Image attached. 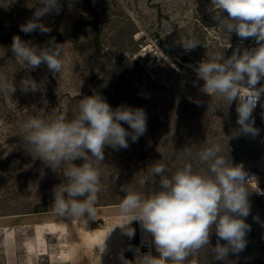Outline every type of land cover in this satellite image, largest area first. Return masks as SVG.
<instances>
[{"label": "rangeland", "instance_id": "rangeland-1", "mask_svg": "<svg viewBox=\"0 0 264 264\" xmlns=\"http://www.w3.org/2000/svg\"><path fill=\"white\" fill-rule=\"evenodd\" d=\"M60 4L59 14L41 18L50 32L26 34L20 26L33 17L37 0H0V73L15 88L0 91V264H85L83 259L89 260L86 264H123L121 253L135 261L146 254L136 252L137 221L129 225L135 230L130 238L117 226L125 217L107 219L120 215L122 186L158 190L160 178L151 181L152 164L163 163L170 171L189 162L195 167L196 153L211 143H219L233 165L242 163L248 175H256L248 185L250 214L245 220L250 231L246 248L229 253L226 261L214 260L213 231L211 247L189 257L186 264H264V95L252 114L259 134L244 135L237 124V101L228 104L203 93L204 81L194 71L209 54L224 49L228 58L237 47L241 52L257 47L255 40L223 31L211 0H60ZM221 15L228 17L226 11ZM14 36L41 48L54 38L64 44L66 67L55 75L46 64L35 70L23 68L11 51ZM186 38L201 44L186 52L180 44ZM228 42L232 47L227 48ZM29 77L42 86L40 90H21V81ZM262 84L264 80L257 87ZM93 94L101 95L113 109L143 108L147 131L136 142L129 137L127 149L105 146L99 165L98 214L85 226L53 210L52 189L66 182L67 165L53 172L32 155L18 124L32 116L49 119L61 113L72 119L79 101ZM73 163L79 166L83 160ZM142 181H147L144 188ZM56 220L68 223L61 243L52 225ZM91 228H100L102 235L89 242ZM36 233H41L40 242ZM64 247L71 248V255L64 257L69 262L59 263L53 253ZM150 252L158 255L155 245Z\"/></svg>", "mask_w": 264, "mask_h": 264}, {"label": "clouds", "instance_id": "clouds-1", "mask_svg": "<svg viewBox=\"0 0 264 264\" xmlns=\"http://www.w3.org/2000/svg\"><path fill=\"white\" fill-rule=\"evenodd\" d=\"M37 4L33 17L20 26L26 34L37 30L50 32L51 28L41 18L53 12L59 14L61 10L60 0H37ZM211 4L212 10L220 13L215 19L223 31L229 35L235 32L241 40L253 38L258 46L242 52L237 47L228 58L224 49L209 54L194 68L198 79L204 81L200 90L228 104L237 101L240 133L256 137L259 130L254 127L252 114L264 95V84L257 87L264 80V0H211ZM225 11L227 18L221 15ZM180 44L188 52L201 42L186 38ZM230 47L228 42L227 48ZM11 51L22 67L29 70L46 64L55 75L67 64L64 44L56 43L54 38L41 48L14 36ZM10 87L14 92L13 83L0 73V91ZM41 87L31 77L21 81L24 92H36ZM121 122L132 131L126 130ZM18 126L30 153L53 172H60L67 165L63 172L66 182L52 189L56 215L87 226L98 214V194L102 190L99 165L105 158V146L127 149L129 137L132 142L138 141L147 131V114L143 108L126 105L113 109L101 95L93 94L79 101L72 119L66 113L49 119L32 116ZM222 152L219 143H211L196 153L195 167L189 162L175 171L163 163L152 164L151 181L156 183L155 177L160 178L158 190L145 192L122 186L125 195L118 211L126 220L117 226L131 238L135 230L129 225L140 222L151 234L158 253L137 255L135 261L121 253L123 264H186L189 257H197L210 246L213 231L217 236L215 247L210 246L214 260L226 261L229 253L238 254L246 248L250 231L245 220L250 214L248 185L255 177H249L242 163L233 165ZM78 159L83 160L79 166L73 163ZM117 178L114 176V180ZM146 183L142 181L141 187ZM220 240L226 243L222 245ZM104 250L105 243L100 253Z\"/></svg>", "mask_w": 264, "mask_h": 264}, {"label": "built area", "instance_id": "built-area-1", "mask_svg": "<svg viewBox=\"0 0 264 264\" xmlns=\"http://www.w3.org/2000/svg\"><path fill=\"white\" fill-rule=\"evenodd\" d=\"M261 103H262V97L257 102V106L255 107L253 113H255L259 109ZM249 177H255V180H256V175L254 173L249 174ZM137 227H138L137 245L141 248V250L144 253H148L153 249V246H154L153 238L150 233L142 229L141 224L138 221H137ZM66 255H70V249L67 247H64V248H60L59 250L55 251L53 253V258L59 262V261L64 260V257Z\"/></svg>", "mask_w": 264, "mask_h": 264}, {"label": "crops", "instance_id": "crops-1", "mask_svg": "<svg viewBox=\"0 0 264 264\" xmlns=\"http://www.w3.org/2000/svg\"><path fill=\"white\" fill-rule=\"evenodd\" d=\"M100 217H102L103 218V216H100ZM120 217H123V216H121V215H110V216H107V219H114V218H120ZM37 224H44V223H37ZM45 225V224H44ZM52 225L56 228V230H57V234H58V237H57V240H62V236L67 232V226H68V223H66V225H64V222L63 221H52ZM101 229L100 228H98V229H96V228H94V229H90L88 232H87V235H86V239H87V241H89V242H92V241H94V240H98L99 239V237H101V235H102V233H101ZM91 232V233H90ZM37 235V240L40 242V239H41V233H36ZM60 243H61V241H60ZM81 244H82V246L83 245H85V243L83 242V241H81ZM70 255H71V248H70ZM83 261H84V263L86 264V263H89V260H85V259H83ZM65 263V262H69L68 260H66V261H64V260H62V261H59V263Z\"/></svg>", "mask_w": 264, "mask_h": 264}, {"label": "bare ground", "instance_id": "bare-ground-1", "mask_svg": "<svg viewBox=\"0 0 264 264\" xmlns=\"http://www.w3.org/2000/svg\"><path fill=\"white\" fill-rule=\"evenodd\" d=\"M142 227V226H141ZM143 229V228H142ZM91 233V232H90ZM138 249H139V253H143V251L141 250V248L140 247H138Z\"/></svg>", "mask_w": 264, "mask_h": 264}]
</instances>
